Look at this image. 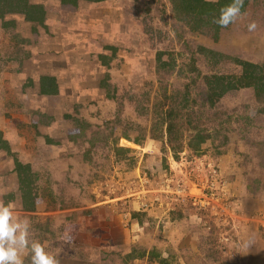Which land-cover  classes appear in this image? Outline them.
<instances>
[{
  "label": "rangeland",
  "instance_id": "rangeland-1",
  "mask_svg": "<svg viewBox=\"0 0 264 264\" xmlns=\"http://www.w3.org/2000/svg\"><path fill=\"white\" fill-rule=\"evenodd\" d=\"M72 1L0 0V203L59 264H264V95L211 84L264 0Z\"/></svg>",
  "mask_w": 264,
  "mask_h": 264
},
{
  "label": "clouds",
  "instance_id": "clouds-1",
  "mask_svg": "<svg viewBox=\"0 0 264 264\" xmlns=\"http://www.w3.org/2000/svg\"><path fill=\"white\" fill-rule=\"evenodd\" d=\"M243 0H232L220 10L214 23L227 27L242 14ZM248 31L257 28L255 21L248 24ZM30 223L27 218H18L11 204L0 203V264H23L21 254L30 249L31 264H59L54 255L46 251L38 241L30 238ZM95 257L90 256L93 260Z\"/></svg>",
  "mask_w": 264,
  "mask_h": 264
},
{
  "label": "trees",
  "instance_id": "trees-1",
  "mask_svg": "<svg viewBox=\"0 0 264 264\" xmlns=\"http://www.w3.org/2000/svg\"><path fill=\"white\" fill-rule=\"evenodd\" d=\"M4 1H6V0H4ZM71 1L72 0H70V2ZM92 1L100 2L103 0H92ZM181 1L188 3V4H192V3L196 2L198 8L205 7L204 5H206L204 3V0H181ZM10 5L12 7H14L16 5V3H13V1H11V2L9 1L7 6H10ZM237 63H238V65H240L242 67L243 73L240 77H238L235 80L236 82L230 81L231 78H229V77L215 76L213 78L214 82L211 83V84L215 85V87H213L212 90L217 91L218 89H221V93L219 94V96L221 97V95L224 92L228 91L232 86H234V84L237 83V84L243 85L245 87H253V88H255V90H257V92L259 94L264 95V63L261 66L252 64L250 62H245V61H238ZM121 145L123 147H136L133 143H131L127 139H122Z\"/></svg>",
  "mask_w": 264,
  "mask_h": 264
}]
</instances>
